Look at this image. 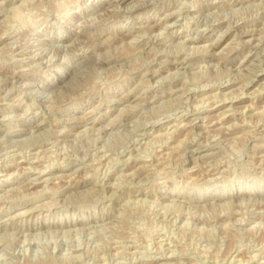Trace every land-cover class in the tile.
Masks as SVG:
<instances>
[{"label": "rangeland", "instance_id": "obj_1", "mask_svg": "<svg viewBox=\"0 0 264 264\" xmlns=\"http://www.w3.org/2000/svg\"><path fill=\"white\" fill-rule=\"evenodd\" d=\"M0 264H264V0H0Z\"/></svg>", "mask_w": 264, "mask_h": 264}, {"label": "bare ground", "instance_id": "obj_2", "mask_svg": "<svg viewBox=\"0 0 264 264\" xmlns=\"http://www.w3.org/2000/svg\"><path fill=\"white\" fill-rule=\"evenodd\" d=\"M138 6V5H137ZM234 8V7H233ZM42 53V52H41ZM106 59V58H105ZM124 61V60H123ZM38 63V62H37ZM20 81V80H19ZM189 90V89H188ZM39 91V90H38ZM245 109V108H244ZM224 126V125H223ZM183 138V137H182ZM17 154V153H16ZM108 159V158H107ZM165 164V163H164ZM208 206V205H207ZM235 220V219H234ZM118 231V230H117ZM159 239V238H158ZM156 256V255H155Z\"/></svg>", "mask_w": 264, "mask_h": 264}]
</instances>
